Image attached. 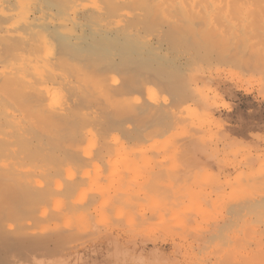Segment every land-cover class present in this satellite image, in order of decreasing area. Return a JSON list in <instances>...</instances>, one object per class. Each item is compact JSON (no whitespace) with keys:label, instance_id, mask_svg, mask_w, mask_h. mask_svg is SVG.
Masks as SVG:
<instances>
[{"label":"rangeland","instance_id":"rangeland-1","mask_svg":"<svg viewBox=\"0 0 264 264\" xmlns=\"http://www.w3.org/2000/svg\"><path fill=\"white\" fill-rule=\"evenodd\" d=\"M89 1L91 2L88 4ZM93 1L84 0V3L80 1L81 6H78V9L87 13L81 16L82 23L85 25L83 24L81 28L78 27L73 32L72 36L75 34L73 39H62L61 30L57 28L55 32L58 38L54 37L57 40L55 42L54 30L47 32L55 42L51 47L52 56L59 55L61 58L60 50L66 53L68 51L69 54L65 58L68 57L69 60L64 57L62 59L72 62L75 57L77 61L74 60L75 62L70 66L79 63L76 65L79 71H75L76 67L72 68L77 74L76 78L69 71L73 65L69 67L70 69L67 67L68 70L65 66L64 68L58 66L57 73L61 77L59 76L58 80L55 79L56 82L51 80L52 88H60L61 91H59L61 95L57 97L60 107L55 105L56 109L64 108V106L77 109L72 110L74 114L72 113L71 116V118L76 116L73 119L75 122L67 123L69 126L63 127L65 128L63 138L59 139L58 145L52 144L48 129V132L44 131L47 135L41 133V129H39L41 131L33 130L34 133L32 132L31 129L34 128L31 125L34 123L35 116H29L27 111L30 118L28 120L33 123H28L29 128L22 132L24 134L21 133L19 137L17 134L16 138H13L14 141L17 139V142L12 149L14 148V151L20 146L19 152L23 151L22 154L18 152V149L16 150L18 153L15 152L21 157L9 151L4 155L6 162L16 164L18 168L20 165L19 169L27 179L31 178L28 180L33 186L36 185L35 187L43 190L47 187L49 193L45 190L44 194L46 197L51 196H48V199L45 197L42 202L38 200L30 203L29 206L21 203L25 206L21 208L17 207V204L15 209L21 214L10 220L11 223L15 224L16 230L35 226L37 232L54 236L53 241L58 243H50L47 253L38 250V253L36 251L28 254L20 247L8 250L5 237L0 235V264H215L217 261H226L227 258L229 261H235L238 255L237 260L242 259L240 257H243L246 250L254 247L256 239L253 235H256L257 230L258 232L264 230V222L260 221L264 220V211L257 212L259 207L253 204L255 199L253 196L257 198L260 193L264 194V182L258 175L264 174V0H236L237 2L212 0L211 5L213 1H216L213 5L220 1L223 3H220V6L218 4L220 8L217 5L211 6L216 13L218 12L216 14L211 9L212 11L209 12L211 18L208 17V13H204L207 17H204V14H200V17L199 14H191L190 17L178 11L179 8L174 9L175 5L169 0L168 5L166 3L160 5L159 0H126L129 3L124 1L123 6L122 0L119 7L121 5L123 9L120 8V11L117 7H111L114 0ZM118 1L120 0H115L116 3ZM40 2H43L45 7L53 8L50 5H54V1L50 0L46 3L40 0ZM58 3L56 1L55 4ZM225 3L228 8L233 4L234 9H230L231 12H229L225 6L221 7ZM237 5L240 8H237ZM58 6L60 7L61 4L53 8L55 14L57 13L56 17L65 16L63 11L58 10ZM116 10L118 13H115ZM96 16L105 19V24L107 23L108 26H112L111 22H116L118 19L120 28L107 32L96 30L100 28L97 24L104 23L100 20L96 23L91 22V19L98 20L96 18L99 17ZM227 16H230L228 22L225 21ZM126 22L131 25L134 23V25L131 26ZM127 25L130 28H127ZM59 39H61L60 42ZM62 40H64L63 43ZM58 42L69 48L60 49L62 46L58 47ZM45 50L47 49L42 50V54L46 55ZM2 51L0 54L1 52L4 54V50ZM9 55L10 59H13L14 55L12 53ZM97 56L100 57L97 58ZM65 68L66 72H64ZM82 68L85 72H80ZM59 69H63V72ZM78 72L82 73V76ZM113 79H117L119 83H113ZM92 82H95V86ZM51 86L49 89L45 88L47 91L44 89L37 91L39 96L42 95L41 99L46 93L45 99L43 98L45 106L41 102L43 99H40L45 109L54 107L52 103L55 97L53 101L51 95H56L53 94L56 89L52 90ZM50 88L52 94H49ZM113 88L118 93L113 94L118 95L117 98L119 97L120 101L116 102L113 99L114 102L110 97L112 93L109 95L106 90L113 91ZM115 88L121 91L117 92ZM126 97H129V101L132 100L130 104L134 106L128 104L130 107L126 105L128 107L126 108L122 106L124 101L120 104ZM38 101L35 102L39 103ZM49 102H52V105ZM47 103L49 106H46ZM24 114L26 116L25 112ZM52 128L51 132L53 129V132H56L55 128ZM41 134H44V138ZM27 136L33 141V144H30L32 147H29L30 141L26 142ZM59 136H62V133ZM34 137L43 139L34 140ZM91 138L96 143L92 142ZM69 140H73V144L76 141L75 144L79 142L83 148L80 149L78 143L77 146L80 149L78 150L75 144L73 145L71 141L69 143ZM46 142H51L53 146L47 145ZM63 143L65 146L59 148L58 146ZM68 144L73 147L71 148L70 145L69 147ZM24 145L25 149L22 148ZM34 145H39L43 149H38L39 155L38 151L36 150L37 154L35 151L39 146L33 148ZM44 145L47 149L43 148ZM51 147L54 148L52 152L49 151L53 150L50 149ZM104 147L109 148L107 150ZM26 149L32 152L33 156L36 155L37 159L39 157L34 164L35 157L30 162L31 154L29 159H23L29 153ZM98 149H101L103 153ZM97 151L102 155L107 153L101 156ZM23 153L26 154L23 155ZM12 157L19 158H14L13 161ZM24 165L27 169L23 167ZM45 165L48 166L45 167ZM48 167L49 169L51 167L50 171ZM27 172L32 175H27ZM45 173H48L50 177L48 175L46 177ZM38 174L41 175L40 178ZM251 177H255L252 178V182H250ZM33 180L36 184L32 183ZM21 181L22 179L18 183ZM243 181H248L247 183L250 184L247 185L245 182L247 188L244 190L242 189ZM41 182L44 183H42L44 187H41ZM58 183H62V186ZM17 184L18 189L22 183L20 186ZM240 184L241 191L235 192V187L237 189ZM18 190H22V187ZM39 190L37 191L40 193ZM243 197L246 198L247 204ZM238 198L240 202L242 201L241 205H253V208L250 205L249 207L257 214L250 212L249 207L245 209V212L248 211L251 215L248 213L245 215L242 211L240 214L243 217L239 214L236 217L234 213H231L235 205L239 204L238 202L233 204L236 203L233 200L237 201ZM198 209L202 212L205 209L210 211L205 210L201 214L202 212H197ZM236 209L237 207L233 210ZM200 215H203L202 218ZM256 215L259 216L256 217ZM222 216L224 217L221 218ZM246 216L247 220H245ZM201 220L203 223H198ZM247 221L256 227L253 226L256 229L252 230L253 233L250 224L244 225ZM258 221L263 224H259ZM197 224L200 228H197ZM185 225L188 229H185L184 233L183 229L187 228ZM243 225L245 228L249 225L251 229L247 227L250 231L248 228L246 231ZM193 226L195 229L192 228L191 231ZM60 232L61 235L65 234L62 236L64 239L60 237L62 240H58V235H55ZM249 233H252V236ZM12 234L11 231L7 233V235ZM247 235L251 237L250 243L244 242L245 236L248 238ZM240 240L245 244H237L242 242ZM233 243H236V247ZM243 246L248 248L245 249ZM21 252L25 253L21 254Z\"/></svg>","mask_w":264,"mask_h":264},{"label":"bare ground","instance_id":"bare-ground-1","mask_svg":"<svg viewBox=\"0 0 264 264\" xmlns=\"http://www.w3.org/2000/svg\"><path fill=\"white\" fill-rule=\"evenodd\" d=\"M42 1V0H41ZM43 1H45L46 3L47 2H50V0H43ZM54 1V5H50L51 7L53 6V8H55L54 6H57V5H59V4H61V6L58 8V10L59 11H63V13H65V16H63V17H56V14H55V10H53V8H48V7H45L42 3L43 2H40V0H0V51H2V50H4V54L1 52V54H0V235H1V237H5V240H6V247H7V249L8 250H11V249H13V248H17V247H20V249L22 250H25V252L26 253H32V252H36L37 251V253L39 252L38 250H41L40 252H42V251H46V253L48 252V249H50L49 247H50V243H58V242H56V241H53V237H51L50 235H45L44 233H39V232H37L36 230H35V226L34 227H30L29 229H19V230H16V227L11 223V221L20 213L19 212V210L17 211L15 208H17V207H19L20 206V208L21 207H25V206H23V205H21V203L22 204H24V203H26V206L28 205V204H30V203H34V202H37L38 200H40V202H42V199L44 200V198L46 197V194H44V192L46 193V191L49 193V191L47 190V187H46V189H42V188H39V189H42V190H39L37 187H35V186H33L32 184H31V181H29L28 179H31V178H28L27 179V177H25V175H24V173H22V171L19 169V168H21L20 167V165H19V168H18V166L16 165V164H14V163H8V162H6V160H4V155H5V153L7 152V151H9L10 153L11 152H15L17 149H18V152H19V149H20V146H19V148H15L16 150H14L13 151V149H12V147L14 146V144L17 142V139H16V141H14L13 140V138L15 137V136H17V134H18V137L21 135V133L23 132V131H25V129H27V127L29 128V126H28V123L29 124H32L33 122V124L31 125V126H33L32 128H34V129H31L32 130V132H33V130H37L36 132H38V131H41V133H47L48 131L52 134V132L54 131V129L53 128H55V131L57 132H53V134L51 135L49 132H48V136H49V138H51V142H52V144L54 143V144H57L58 145V143H59V139H61L62 140V138H63V130L65 129V128H63V127H66L68 124L67 123H72L73 122V119H74V117H76V116H74L73 118H71V116H72V113L74 112H72V110L74 109H69V108H66L65 106H64V108H58V109H56L57 107H60V103H59V99L57 98L59 95H61L60 94V88H52V86H51V83H52V81L54 80L55 81V79L56 80H58L59 79V76L61 77V75L60 74H58L57 72H58V66H62L63 68H64V66L67 68H69V67H71L72 65V67H71V69L69 70V71H71V75L73 76V75H75V78H76V72H77V70L79 71V67H78V69H77V66L76 65H78V64H75V66H74V64H72L71 66H70V64L71 63H74L75 61H77V60H75L76 58L74 57V60H72V62H70V61H68V62H66L65 60H63L62 58L64 57L65 58V56H67L69 53H68V51H67V53L66 52H62L61 50H60V53L59 54H61L60 56H62L61 58L59 57V55H57L56 57H54V56H52V53L51 52H53L52 50H51V47H53V45H54V43L57 41L56 39L58 38L56 35V32L55 31H57L56 29L57 28H59L60 30H61V36H62V39H73L74 38V36H75V34H74V36H72V34H73V32L78 28V27H80L81 28V26L84 24V23H82V20H81V16L82 15H86L87 13L86 12H84V11H82L81 9H78V6H81L80 4H81V2L80 1H82L83 3H84V0H62L63 2L62 3H60V1H58V0H51V2H53ZM56 1H57V5L55 4L56 3ZM93 1V0H92ZM122 0H120V1H118L117 3L115 2V0H114V4H112L113 3V1H112V3H110V4H112V8H118L119 9V11H120V8H122L123 9V7H121V5L123 6V4L125 3L124 1H126V0H123L122 2V4L120 5V7H119V4H120V2H121ZM167 1L168 0H159V4L161 5V4H165L166 3V5H168V3H167ZM169 1H171V2H173V4L175 5L173 8L174 9H176V8H179V10L178 11H181L182 13H184V14H187V15H190V17L192 16L191 14H199L198 16L200 17L201 15H203L204 13H208V17H210L211 18V16H209L210 15V11H212V12H214V13H216L215 11H214V7H216L215 5H217L218 6V4H219V6L221 5L220 3H223V1H220V3L218 2V4L217 3H215V5H213L214 4V2H216V1H213L212 2V5L214 6V7H211L212 5H211V1L212 0H169ZM217 1H219V0H217ZM227 2H229L228 0H226ZM225 1V2H226ZM231 1V0H230ZM236 1V0H235ZM45 2H44V4H45ZM87 2V1H86ZM91 1H89L88 2V4L90 3ZM94 2V1H93ZM127 2V1H126ZM226 2V3H227ZM237 2V1H236ZM103 3V2H102ZM101 3V4H102ZM127 3H129V1L127 2ZM126 3V4H127ZM226 3L223 5V6H221V7H226L227 9V11H229V12H231L230 11V9H232L233 7H234V5L233 4H231L230 6V8H228L229 7V5H228V3H227V5H228V7L226 6ZM231 3V2H230ZM232 3H235V2H233L232 1ZM52 4V3H51ZM87 4V3H86ZM87 4V5H88ZM92 4V3H91ZM100 4V3H99ZM105 4V3H104ZM103 4V5H104ZM109 4V5H110ZM125 4V5H126ZM155 4V3H154ZM46 5V4H45ZM47 5H49V3L47 4ZM94 5H96V4H94ZM130 5V4H129ZM153 5V4H152ZM165 5V6H166ZM233 5V6H232ZM101 6V5H100ZM132 6H135V5H132ZM218 6V7H219ZM83 7V6H82ZM93 7V6H92ZM92 7H90V9L92 10ZM102 7V6H101ZM105 7H107V6H105ZM156 7V6H155ZM169 7V6H168ZM239 7V5H237V8ZM103 8V7H102ZM108 8H110V7H108ZM112 8H110V10H112ZM157 8V7H156ZM161 8V7H160ZM171 8V7H170ZM169 8V9H170ZM220 8V7H219ZM240 8V7H239ZM242 8V7H241ZM244 8V7H243ZM242 8V9H243ZM56 9H57V7H56ZM87 10H88V7L86 8ZM96 9V8H95ZM126 9V8H125ZM140 9V8H139ZM148 9V8H147ZM212 9V10H211ZM234 9V8H233ZM107 10V9H106ZM115 10V9H114ZM113 10V11H114ZM177 10H173V11H176L177 12ZM220 10V9H219ZM237 10V9H236ZM59 11H57L58 13H59ZM93 11H94V7H93ZM126 11H127V9H126ZM237 11H239V10H237ZM243 11V10H242ZM241 11V12H242ZM98 12V11H97ZM103 12V11H102ZM107 12H109V13H111L110 11H108L107 10ZM106 12V13H107ZM124 12V11H123ZM170 12V11H169ZM62 13V12H61ZM104 13V12H103ZM115 13H118V10H116L115 11ZM218 13V12H217ZM216 13V14H217ZM240 13V12H239ZM112 14V13H111ZM127 14V13H126ZM165 14V13H164ZM201 14V15H200ZM231 14V13H230ZM235 14V13H234ZM237 14V13H236ZM88 15H89V13H88ZM102 15V14H101ZM117 15V14H116ZM124 15V14H123ZM177 15H179V14H177ZM181 15V14H180ZM179 15V16H180ZM207 14H204V17L206 16ZM232 15V14H231ZM93 16H95V15H93ZM104 16H105V14H104ZM109 16V15H108ZM107 16V17H108ZM117 16H119V15H117ZM116 16V17H117ZM176 16V15H175ZM186 16V15H185ZM185 16H184V18H185ZM96 17H99V16H96ZM101 17V16H100ZM96 18V19H98V20H92L91 19V22H94V23H96V22H98L99 20L100 21H104V23H102V22H100V24H97V25H99V29L98 28H96V30H102V31H115L116 29H118V28H120L119 26V22H117V20H116V22H114V21H112L111 23H112V26H108L107 25V23L105 24V19L103 20V18ZM129 17H130V15H129ZM131 17H133V15L131 16ZM178 17V16H177ZM193 17H195V16H193ZM207 17V16H206ZM218 17V16H217ZM230 17V16H229ZM228 16L225 18V19H223V20H225V21H227L228 22V18H229ZM92 18V17H91ZM94 18V17H93ZM104 18H106V17H104ZM109 18V17H108ZM122 18V17H121ZM183 18V19H184ZM209 18V19H210ZM116 19V18H115ZM133 19V18H132ZM178 19V18H177ZM194 19V18H193ZM208 19V18H207ZM89 20V19H88ZM111 20V19H110ZM127 20H129V19H127ZM190 20H192V19H190ZM189 20V21H190ZM195 20V19H194ZM230 20H232V19H230ZM84 21V20H83ZM86 21V20H85ZM120 21V20H119ZM131 21V20H130ZM182 21V20H181ZM90 22V21H89ZM109 22V21H108ZM125 22V21H124ZM129 22V21H128ZM131 22H134V21H131ZM183 22V21H182ZM188 22V21H187ZM122 23V22H121ZM127 23V22H126ZM130 23V22H129ZM129 23H127V24H129ZM140 23V22H139ZM180 23V22H179ZM212 23V22H211ZM87 24V23H86ZM183 24V23H182ZM186 24V23H185ZM85 25V24H84ZM96 25V26H97ZM123 25V24H122ZM129 25H131V24H129ZM129 25H127V28L129 27ZM133 25H134V23H133ZM133 25H131V26H133ZM179 25V24H178ZM207 25V24H206ZM184 26V25H183ZM88 27V26H87ZM189 27V26H188ZM193 27V26H192ZM235 27V26H234ZM85 28V27H84ZM90 28V27H89ZM116 28V29H115ZM123 28V27H122ZM130 28V27H129ZM207 28V27H206ZM83 29V28H82ZM125 29V28H124ZM181 29V28H180ZM179 29V30H180ZM184 29V28H183ZM192 29V28H191ZM54 30V31H53ZM91 30V29H90ZM210 30V29H209ZM49 31H53L54 33H55V35L54 34H52V35H54L53 36V40L55 41H53L52 40V36H50V35H48V33H49ZM78 31V30H77ZM130 31V30H129ZM48 32V33H47ZM94 32H95V30H94ZM105 32V33H106ZM120 32H121V30H120ZM123 32V31H122ZM132 32V31H131ZM58 33V32H57ZM60 33V32H59ZM78 33V32H77ZM90 33V32H89ZM88 33V34H89ZM226 33V32H225ZM96 34V33H95ZM119 34V33H118ZM123 34V33H122ZM130 34V33H129ZM98 35V34H97ZM221 35V34H220ZM57 38H56V37ZM61 36H59V37H61ZM78 36V35H77ZM96 36V35H95ZM116 36H117V34H116ZM122 36V35H121ZM126 36V35H125ZM130 36V35H129ZM56 39H55V38ZM107 37V36H106ZM106 37H104V39H109V38H106ZM109 37V36H108ZM123 37V36H122ZM223 37V36H222ZM99 38H100V36H99ZM131 38V37H130ZM223 38H225V37H223ZM102 39V38H101ZM116 39V38H115ZM114 39V40H115ZM120 39V38H119ZM123 39V38H122ZM126 39V38H125ZM99 40V39H98ZM110 40V39H109ZM208 40V39H207ZM61 41V39H59V42ZM63 41L64 40H62V43H63ZM95 41H96V39H95ZM113 41V40H112ZM123 41V40H122ZM126 41V40H125ZM129 41V40H128ZM134 41V40H133ZM54 42V43H53ZM59 42H58V47H60V45L61 44H59ZM91 42V41H90ZM102 42V41H101ZM120 42V41H119ZM118 41H117V43H119ZM131 42H132V40H131ZM114 43V42H113ZM121 43V42H120ZM130 43V42H129ZM134 43V42H133ZM136 43V42H135ZM65 44H66V42H65ZM125 44V43H124ZM123 44V45H124ZM75 45V44H74ZM77 45V44H76ZM5 47V49L3 48V47ZM62 47L60 48V49H62V50H65V48L64 47H66V45L64 46V45H61ZM121 46V45H120ZM3 49H2V48ZM56 47V46H55ZM57 47V48H58ZM79 47V46H78ZM84 47V46H83ZM117 47V46H116ZM122 47V46H121ZM126 47V46H125ZM56 48V49H57ZM64 48V49H63ZM69 47L67 46L66 47V49H68ZM86 48V47H85ZM89 48H91V47H89ZM102 48V47H101ZM111 48H113V45H111ZM127 48V47H126ZM134 48V47H133ZM44 49H47V50H45V52L44 53H46V55L45 54H42V52L44 51ZM51 50V51H48V50ZM84 49V48H83ZM43 50V51H42ZM91 50V49H90ZM124 50H125V48H124ZM129 50V49H128ZM78 51V50H77ZM84 51V50H83ZM96 51V50H95ZM107 51V50H106ZM12 53V55H14L13 56V59H10V57L9 56H11V55H9L10 53ZM55 52V51H54ZM62 52V53H61ZM79 52V51H78ZM77 52V53H78ZM85 52H86V50H85ZM94 52V51H93ZM97 52H99V51H97ZM117 52V51H116ZM124 52V51H123ZM125 52H126V50H125ZM6 53H9V54H6ZM49 53H51V54H49ZM66 53V54H65ZM75 53V52H74ZM88 53V52H87ZM95 53V52H94ZM130 53V52H129ZM2 54H3V56H2ZM63 54H65L64 56H63ZM89 54V53H88ZM98 54H100V53H98ZM9 55V56H8ZM79 55V54H78ZM78 55H76V56H78ZM101 55V54H100ZM105 55V54H104ZM5 56H7V57H5ZM82 56V55H81ZM85 56V55H84ZM95 56V55H94ZM102 56V55H101ZM9 57V59H7ZM69 57L71 58V59H73L72 58V56H70L69 55ZM98 57H100V56H97V58ZM110 57V56H109ZM95 58V57H94ZM107 58V57H106ZM66 60L68 59V57H66L65 58ZM79 59V58H78ZM102 59H104V58H102ZM69 60V59H68ZM93 60V59H92ZM99 60V59H98ZM101 60V59H100ZM70 62V63H69ZM67 63H69V64H67ZM103 63V62H102ZM118 65V64H117ZM73 67H76V72L74 71V70H72V68ZM66 68L64 69V72H66L67 70H68V68H67V70H66ZM93 68V67H92ZM101 68V67H100ZM113 68V67H112ZM74 69V68H73ZM83 69V68H82ZM59 70H61V69H59ZM63 70V69H62ZM61 70V71H62ZM72 71H74L73 73H72ZM81 71H84L85 72V70L83 69V70H80V72ZM63 72V71H62ZM80 72H78V73H80ZM93 72V71H92ZM112 72V71H111ZM28 73H34L33 75H29ZM69 73V72H68ZM75 73V74H74ZM107 73V72H106ZM66 74V73H65ZM82 73H80V75H81ZM85 74V73H84ZM108 74V73H107ZM126 74H128V73H126ZM131 74V73H130ZM67 75V74H66ZM101 75V74H100ZM116 75V74H115ZM129 75V74H128ZM69 76H70V73H69ZM78 76H79V74H78ZM82 76V75H81ZM103 76V75H102ZM112 77H113V74L111 75ZM132 76V75H131ZM80 77V76H79ZM105 77V76H104ZM116 77V76H115ZM88 78V77H87ZM90 78V77H89ZM94 78V77H93ZM63 79V78H62ZM85 79V78H84ZM95 79V78H94ZM52 80V81H51ZM64 80V79H63ZM89 80V79H88ZM53 81V82H54ZM111 81V80H110ZM56 82V81H55ZM79 82V81H78ZM114 82H116L115 84H117V83H119V81L116 79H113V83ZM61 83V82H60ZM65 83V82H64ZM81 83V82H80ZM93 83V82H92ZM95 83V82H94ZM94 83H93V85H94ZM99 83V82H98ZM97 83V84H98ZM101 83V82H100ZM99 83V84H100ZM63 84V83H62ZM66 84V83H65ZM87 84H88V82H87ZM105 84V83H104ZM109 84V83H108ZM55 85V84H54ZM53 85V87H55ZM51 86V88H52V90L53 89H56V90H54V92H53V94H56V95H51V99H53L54 97V99H55V101H54V99H53V103L52 102H49L50 104L52 103L53 105H54V107L52 108V107H50L51 109H45V97H46V93H45V96L41 99L40 97L42 96L41 95V92H40V95L41 96H39V94H38V90L40 91V90H42V89H44L45 91H47V89H49V87ZM60 86V85H59ZM62 86V85H61ZM95 86V85H94ZM105 86V85H104ZM128 86V85H127ZM126 86V87H127ZM92 87V86H91ZM110 87V84L108 85V88ZM45 88H47V89H45ZM51 88H50V91H49V94H52V91H51ZM112 88V87H111ZM110 88V89H111ZM118 88V87H117ZM117 88H115L116 89V91L118 90ZM123 88V87H122ZM121 88V89H122ZM136 89V88H135ZM107 90V92H109V95H110V93H112L111 95H110V97H111V99L113 100V99H115V101L117 102V101H120V98L118 97L117 98V96H116V94H118V93H116L115 92V90H114V88L112 89L113 91H108V89H106ZM43 91V90H42ZM60 91V92H59ZM90 91V90H89ZM95 91V90H94ZM104 91V90H103ZM121 90L119 89V91H117V92H120ZM125 91V90H124ZM55 92H57V93H55ZM59 92V93H58ZM97 92V91H96ZM95 92V93H96ZM106 91H105V93H107ZM133 92V91H132ZM101 93H102V91H101ZM113 93H116V94H113ZM42 94H43V92H42ZM103 94V93H102ZM44 95V94H43ZM120 95V94H119ZM122 95V94H121ZM95 96H96V94H95ZM113 96V97H112ZM116 96V97H115ZM131 96H133V95H131ZM87 97V96H86ZM107 97V96H106ZM115 97V98H114ZM125 97V96H124ZM60 98V97H59ZM82 98V97H81ZM116 98H117V100H116ZM130 98H132V97H130ZM136 98V97H135ZM36 99V100H35ZM42 101H41V100ZM61 99V98H60ZM89 99V98H88ZM99 99V98H98ZM122 99V98H121ZM129 99V97H126V98H123V100L120 102V104L123 102V104H122V106L124 105L125 107H126V105H128V104H130V102L132 101L131 99V101H129L128 100ZM37 100H39L38 102L39 103H36L37 102ZM64 100V99H63ZM90 100V99H89ZM106 100V99H105ZM137 100V99H136ZM36 101V102H35ZM43 102L42 104L44 105H42L41 104V102ZM114 101V100H113ZM114 101V102H115ZM88 102V101H87ZM105 102V101H104ZM135 102V101H134ZM18 103V104H17ZM49 103H47L46 104V106L49 104ZM57 103V104H56ZM86 103V102H85ZM108 103V102H107ZM125 103V104H124ZM133 103V102H132ZM137 103H138V101H137ZM19 106V107H16L17 105ZM39 104V105H38ZM51 104V105H52ZM89 104V103H88ZM104 104V103H103ZM113 104V103H112ZM135 104V103H134ZM139 104H140V102H139ZM57 107H56V106ZM86 105V104H85ZM118 105V104H117ZM130 105H133V104H130ZM49 106V105H48ZM92 106V105H91ZM121 106V105H120ZM119 106V107H120ZM129 106V105H128ZM134 106V105H133ZM132 106V107H133ZM69 107V106H68ZM72 107V106H71ZM117 107V106H116ZM118 107V108H119ZM130 107V106H129ZM111 108H112V106H111ZM126 108H128V107H126ZM101 109V108H100ZM115 109V108H114ZM31 110H32V112H31ZM74 110H77V109H74ZM82 110H83V108H82ZM138 110V109H137ZM140 110V109H139ZM29 113H28V112ZM134 111H136V109L134 110ZM151 111V110H150ZM24 112L26 113V116H24L25 114H24ZM77 112V111H76ZM116 112H118V110H116ZM122 112H123V110H122ZM138 112V111H137ZM147 112V111H146ZM159 112V111H158ZM27 113H28V115L29 116H35V118H34V121L32 122V121H29L30 120V118H29V116L27 115ZM32 114V115H31ZM74 114V113H73ZM76 115H79V114H77V113H75ZM82 114V113H81ZM119 114V113H118ZM124 114V113H123ZM128 114V113H127ZM136 114V113H135ZM139 114V113H138ZM140 114H142V112L140 113ZM148 114V113H147ZM162 114H164V113H162ZM122 115V114H121ZM125 116H127L126 114H124ZM150 115V114H149ZM135 116V115H134ZM133 116V117H134ZM28 117V118H27ZM89 117H91V116H89ZM122 117V116H121ZM132 117V116H131ZM25 118H27V120L25 119ZM71 118V120H69ZM115 117H113V119H114ZM130 118V117H129ZM32 119V118H31ZM110 119V118H109ZM126 119V118H125ZM33 120V119H32ZM68 120H69V122H68ZM92 120V119H91ZM87 121V120H86ZM108 121V120H107ZM114 121H115V119H114ZM30 122H32V123H30ZM75 122V121H74ZM73 122V123H74ZM78 122H79V120H78ZM89 122V121H88ZM119 122V121H118ZM117 122V123H118ZM128 122V121H127ZM126 122V123H127ZM72 123V124H73ZM126 123H123V124H126ZM129 123V122H128ZM87 124V123H86ZM121 124V123H120ZM123 124H122V126H123ZM109 125H110V123H109ZM111 125H113V123L111 124ZM30 126V127H31ZM35 126H37V127H35ZM69 126V125H68ZM80 126H82V125H80ZM125 126V125H124ZM123 126V127H124ZM145 126V125H144ZM39 127V128H38ZM40 127H42V128H40ZM53 127V128H52ZM108 127H110L111 128V126H108ZM115 127V126H114ZM136 127V126H135ZM37 128V129H36ZM49 128H50V130H49ZM51 128L53 129V131L51 132ZM103 128V127H102ZM117 128V127H116ZM115 128V129H116ZM119 128V127H118ZM125 128V127H124ZM139 128V127H138ZM39 129H41V130H39ZM47 129H48V131H47ZM62 129V130H61ZM71 129V128H70ZM69 129V130H70ZM84 129V128H83ZM87 129V128H86ZM112 129V128H111ZM123 129V128H122ZM135 129V128H134ZM67 130V129H66ZM136 130V129H135ZM141 130V129H140ZM148 130V129H147ZM28 131V130H27ZM29 131H30V129H29ZM44 131H47V132H44ZM58 131H59V133H58ZM62 131V132H61ZM71 131V130H70ZM86 131V130H85ZM105 131V130H104ZM124 131V130H123ZM139 131V130H138ZM143 131V130H142ZM31 132V131H30ZM35 132V133H36ZM64 132H67V131H64ZM93 132H95V131H93ZM99 132V131H98ZM112 132V131H111ZM131 132V131H130ZM145 132H147V131H145ZM144 132V133H145ZM34 133V132H33ZM32 133V134H33ZM62 133V136H59L60 134ZM77 133V132H76ZM22 134H24V133H22ZM30 134V133H29ZM28 134V135H29ZM83 134H84V132H83ZM94 135H95V133H93ZM128 134V133H127ZM42 135V137L44 136V134H41ZM47 135V134H46ZM79 135V134H78ZM125 135V134H124ZM25 136H26V132H25ZM24 136V137H25ZM28 137V136H27ZM30 137H31V134H30ZM30 137H28L27 138V140H26V142H28V141H30V143H29V145L33 142V141H31V140H29L30 139ZM33 137V136H32ZM36 137H38V136H36ZM36 137H34L35 139L34 140H36V139H43V138H36ZM40 137V136H39ZM60 137V138H59ZM65 137H67V136H65ZM72 137V136H71ZM93 137V136H92ZM94 137H96V136H94ZM106 137V136H105ZM112 137V136H111ZM140 137H141V135H140ZM16 138V137H15ZM14 138V139H15ZM45 138H47V136H45ZM68 138V137H67ZM66 138V139H67ZM86 138V137H85ZM88 138V137H87ZM86 138V139H87ZM118 138V137H117ZM141 138H143V137H141ZM20 138H18V140H19ZM24 139V138H23ZM25 139H26V137H25ZM70 139V138H69ZM73 139V138H72ZM92 140V142H95V140H93V138H91ZM46 140V139H45ZM114 140H116V139H114ZM39 141V140H38ZM37 141V142H38ZM44 141V140H43ZM64 141V140H63ZM66 141V140H65ZM73 141V140H69V143H71V142ZM74 141H75V139H74ZM51 142L50 143H48V142H46V143H48L47 145H52L51 144ZM62 142V141H61ZM77 142V141H76ZM76 142H74V144L76 143ZM91 142V143H92ZM107 142V141H106ZM108 142H109V140H108ZM35 143V142H34ZM39 143V142H38ZM41 143V142H40ZM79 143V142H78ZM77 143V144H78ZM96 143V142H95ZM33 144V143H32ZM31 144V145H32ZM36 144V143H35ZM44 144V143H43ZM61 144V143H60ZM72 144H73V142H72ZM73 144V145H74ZM77 144H75L74 146L76 147L77 146ZM93 144V143H92ZM102 144V143H101ZM100 144V145H101ZM106 144V143H105ZM29 145H27V146H29ZM29 146V147H32V146ZM49 145V146H50ZM71 146V148L73 147V145H71V144H68V146ZM103 145V144H102ZM107 145V144H106ZM18 146V145H17ZM35 146V145H34ZM36 146H39V145H36ZM33 147V148H37V147ZM53 146V145H52ZM62 146H65L64 145V143H63V145H60V146H58L59 148H61ZM69 146V147H70ZM79 146H80V149L81 148H83L82 147V145L79 143ZM25 147V145L22 147V148H24ZM43 147V146H42ZM45 147H47L46 145H44V147L43 148H45ZM57 147V146H56ZM67 147V146H66ZM68 147V148H69ZM102 147V146H101ZM33 148H31V149H33ZM78 150H80L79 149V147L77 146L76 147ZM75 148V149H76ZM105 149H107L108 150V148L107 147H104ZM25 149V148H24ZM43 150V149H41L40 148V146L37 148V149H35V151L37 150L38 151V155H39V150ZM45 149H47V148H45ZM50 149H53V150H49V148H48V150L49 151H54V148H50ZM102 149H103V147H102ZM27 150V149H26ZM26 150H24L25 152H26ZM62 150V149H61ZM68 150V149H67ZM67 150H65V151H67ZM100 150V152L102 151L101 149H98V151ZM28 151V150H27ZM29 151H30V148H29ZM28 151V152H29ZM32 151H34V150H32ZM37 151H36V154H37ZM47 151V150H46ZM84 151V150H83ZM97 151V152H98ZM17 152V151H16ZM15 152V153H16ZM17 152V153H18ZM21 152H23V151H21ZM21 152H19L20 154H22ZM44 152V151H43ZM43 152H41V154L43 153ZM96 152V153H97ZM100 152H98V155H99V153ZM17 153H16V155H17ZM32 153V152H31ZM30 152L28 153V154H26V153H23V155L24 154H26V157L25 158H23V159H25L26 160V158H28L29 159V155L31 154ZM59 153H60V151H59ZM81 153V152H80ZM102 153H103V151H102ZM105 153H107V152H105ZM105 153L103 154V155H105ZM34 155H35V152L33 153ZM40 154V155H41ZM72 154H73V152H72ZM101 154V153H100ZM22 155V157H24ZM27 155H28V157H27ZM53 155H55V154H53ZM52 155V156H53ZM57 155V154H56ZM80 155V154H79ZM97 155V156H98ZM102 154H101V156H103ZM12 156H14V155H12ZM17 156H19V157H21L20 155H17ZM31 156H32V159H31V161L30 162H32L33 161V158L36 156H33L32 154H31ZM58 156V155H57ZM9 157V156H8ZM18 157V158H19ZM15 158V157H14ZM13 157H12V159H13V161L15 160V159H18V158H15L14 159ZM79 158V157H78ZM22 159V160H23ZM27 159V160H28ZM37 158L35 157V159H34V161H33V164H34V162H35V160H36ZM38 159H39V157H38ZM38 159H37V161H38ZM50 159V158H49ZM11 160V159H10ZM25 160H23L24 162H25ZM42 160H44V159H42ZM41 160V161H42ZM51 160V159H50ZM56 160V159H55ZM22 161V162H23ZM45 161V160H44ZM54 161V160H53ZM63 161V160H62ZM16 162V161H15ZM21 162V163H22ZM28 162V161H27ZM61 163V162H60ZM23 164H25V163H23ZM32 164V163H31ZM30 164V165H31ZM32 164V165H33ZM46 164V163H45ZM150 164V163H149ZM148 164V165H149ZM153 164V163H152ZM26 165V164H25ZM25 165L23 166V167H25ZM27 165H29V164H27ZM38 166V165H37ZM37 166H35L36 168H43V167H41V166H39V167H37ZM43 166V165H42ZM46 166H48V165H45V167ZM33 167H34V165H33ZM32 167V168H33ZM58 167V166H57ZM26 168V167H25ZM31 168V169H32ZM27 169V168H26ZM47 169H49V167L47 168ZM54 169V168H53ZM24 170V169H23ZM30 170V169H29ZM34 170H35V168H34ZM43 170H45V169H43ZM42 170V171H43ZM51 170V167H50V169L48 170V171H50ZM26 171V170H25ZM38 171V170H37ZM36 171V172H37ZM45 171H47V170H45ZM39 172V171H38ZM26 173V172H25ZM29 172H27V175H29L28 174ZM33 173V172H32ZM40 173H41V171H40ZM34 174H35V172H34ZM37 174V173H36ZM43 174V173H42ZM46 174V173H45ZM49 174H50V172H49ZM21 175V176H20ZM26 175V176H27ZM32 175V174H31ZM31 175H29V176H31ZM47 175H48V173L46 174V177H47ZM259 175V178L264 182V174H258ZM39 176H41V175H39L38 174V177ZM54 176V175H53ZM254 176V175H253ZM16 177V178H15ZM22 179V181H21V183H22V185L20 186V184L21 183H18V181H20L21 179ZM25 177V178H24ZM45 177V176H44ZM48 177H50V175H48ZM52 177V176H51ZM257 177V176H256ZM33 178V177H32ZM40 178V177H39ZM253 177H251V180H250V182H252L253 181V179L255 178H253ZM19 179V180H18ZM34 179V178H33ZM48 179V178H47ZM249 180V179H248ZM257 180V179H256ZM17 181V182H16ZM36 182V181H35ZM46 182V181H45ZM246 181H243V186L240 184V186H237V189H236V187H235V192H236V190L237 191H239L240 190V188H241V186H242V189L244 190V189H246L247 188V185H250L249 183H247V185H245L246 183H245ZM18 183V184H17ZM24 183V184H23ZM32 183H34V180H33V182ZM42 183L43 182H41V187L43 186L42 185ZM245 183V184H244ZM15 184V185H14ZM16 184L18 185V186H20V188L22 187V190H18V189H20L18 186V189L16 188ZM34 184H36V183H34ZM44 184V183H43ZM59 185H61L62 183H58ZM77 185V184H76ZM238 185V184H237ZM48 186H49V184H48ZM62 186V185H61ZM244 186H246V187H244ZM44 187V186H43ZM244 187V188H243ZM67 188V186L65 187V190L67 191L68 190V188ZM39 190V191H41L40 193L37 191V190ZM62 189V188H61ZM72 189V188H71ZM46 190V191H45ZM49 190H50V188H49ZM51 191V190H50ZM241 191V190H240ZM239 191V192H240ZM53 192V191H52ZM209 194V193H208ZM48 195V194H47ZM51 195H53V194H51ZM48 196H50V195H48ZM47 196V197H48ZM206 196H207V194H206ZM258 196V195H257ZM46 197V198H47ZM51 197V196H50ZM241 197V196H240ZM253 198H255L253 201V204H254V206L255 207H259V208H257V212H259L258 210H260V211H264V194H262V193H260V195H259V197H254L253 196ZM253 198H251V199H253ZM48 199V198H47ZM46 199V200H47ZM201 199V198H200ZM241 199H242V197H241ZM243 199H244V201H245V197H243ZM45 200V201H46ZM233 202H236V203H233V204H237V202L239 203L237 206L235 205V208L237 207V209L236 210H233V209H235V208H233L231 211H233V212H231V213H234L235 215H236V217H237V215L239 214L240 215V217H243V216H241L242 214H240L242 211H244L245 212V209H249L250 207H249V205L251 206V204H249V202H248V204L249 205H246L247 204V201H245V205H241L242 204V201L240 202V200H239V198H238V200L236 201V199H234L233 200ZM241 203V204H240ZM18 204V206L16 207V205ZM202 204H204V203H202ZM25 205V204H24ZM29 206V205H28ZM204 206V205H203ZM232 206H234V205H232ZM200 207V206H199ZM198 207V208H199ZM206 207V206H205ZM249 207V208H248ZM252 208H253V205L251 206ZM29 208V207H28ZM252 208H250L249 210H250V212H253V213H255V214H257L255 211H253V209ZM200 209V208H199ZM197 210V212H202V211H200V210ZM241 209V210H240ZM242 209H244V210H242ZM205 210H207V209H205ZM204 210V211H205ZM16 211H17V214H16ZM203 211V212H204ZM208 212L210 211V210H207ZM211 211H213V210H211ZM197 212H196V214H197ZM203 212L201 213V214H203ZM208 212H206V213H208ZM194 213V212H193ZM199 213L197 214V215H199ZM249 214V215H251L248 211H246L244 214L246 215V214ZM21 214V213H20ZM228 214V213H227ZM234 214H232V215H234ZM197 215L196 216H194V217H197ZM205 215V214H204ZM260 215V214H259ZM259 215H256V217L257 216H259ZM201 216V215H200ZM203 216V215H202ZM202 216H201V218H202ZM248 216V215H247ZM247 216H246V219L245 220H247L248 218H247ZM18 217V216H17ZM180 217V216H179ZM224 216H222L221 218H223ZM228 217H229V215H228ZM236 217L234 218V219H236ZM245 217V216H244ZM255 217V216H254ZM255 217V218H256ZM230 218V217H229ZM233 219V218H232ZM11 220V221H10ZM218 220V219H217ZM215 221L216 223L218 222V221ZM221 220V219H220ZM240 220V219H239ZM251 220H252V217H251ZM222 221V220H221ZM225 221V220H224ZM244 221V220H243ZM257 220H255V222H256ZM261 222H264V220L262 221V220H260ZM260 221H258L259 222V224H261V222ZM202 222V220L199 222L198 221V223H201ZM242 222V221H241ZM246 222V221H245ZM250 222V221H249ZM248 221H247V223H244V225L245 224H250ZM252 222H253V220H252ZM251 222V223H252ZM183 223V222H182ZM203 223V222H202ZM225 223V222H224ZM239 223V222H238ZM238 223H236V224H238ZM241 224V227H242V223H240ZM239 224V225H240ZM253 224V223H252ZM258 224V225H259ZM263 224V223H262ZM261 224V225H262ZM179 225H184V224H179ZM179 225H177L178 227H179ZM199 225H201V224H199ZM243 225V228L246 230V228H248L247 226H249V225H247L246 226V228H245V226ZM257 225V227H259ZM264 225V224H263ZM176 226V227H177ZM185 226H187V225H185ZM184 226V227H185ZM197 226H198V224H197ZM215 226H217L216 224H215ZM223 226H224V224H223ZM236 226V225H235ZM250 226L252 227V229L250 228ZM250 226H249V228L251 229V232H252V230H256V229H254V227L250 224ZM29 227V226H28ZM177 227V228H178ZM195 226H193V227H191V231H192V228H194ZM226 227V226H225ZM239 227V226H238ZM237 227V228H238ZM241 227H239V228H241ZM27 228V227H26ZM197 228H200L199 226L197 227ZM248 228V230L250 231V229ZM256 228V227H255ZM260 228V227H259ZM37 229V228H36ZM185 229H188V226H187V228H184L183 230H184V233H185ZM195 229V228H194ZM213 229V228H212ZM216 229V228H215ZM218 229V228H217ZM229 229V228H228ZM235 229V228H234ZM242 229V228H241ZM227 230V229H226ZM236 230V229H235ZM10 231L13 233L12 235H7V233L9 232L10 233ZM190 231V230H189ZM203 231H204V229H203ZM219 231V230H218ZM237 231H239V229L237 230ZM241 231H243V229L241 230ZM240 231V232H241ZM247 231V230H246ZM245 231V232H246ZM236 232V231H235ZM254 232V231H253ZM252 232V233H253ZM177 233H178V231H177ZM176 233V234H177ZM247 234H248V232H246ZM245 233V234H246ZM251 233V234H252ZM261 234V235H257V234ZM60 234V235H59ZM56 233L55 235L57 236L58 235V237L60 238V237H62L63 235L65 236V234H63V235H61V232L60 233ZM183 234V233H182ZM181 234V235H182ZM236 234H237V232H236ZM238 234H240L239 232H238ZM242 234V233H241ZM250 234V233H249ZM250 234V235H251ZM177 235H179V234H177ZM257 235V236H256ZM256 235H253V237L256 239V241L254 242V247L253 248H251L250 250H246V252H245V254L243 255V257L241 256L240 258H242V259H239V260H237V257L239 258V255L238 256H236L235 257V261H233V260H228V258L226 259V261L224 260V259H221V260H224L223 262L221 261H217L216 263H218V262H220V264H264V230L263 231H259L258 232V230H257V232H256ZM180 236V235H179ZM237 236V235H236ZM244 236V235H243ZM248 236V238L245 236V240H244V242H249L250 243V241H249V239L251 238V237H249V235H247ZM252 236V235H251ZM59 238H57L58 240H62L61 238L59 239ZM63 239H64V237H62ZM237 238H239V236L237 237ZM241 238V237H240ZM253 238V239H254ZM182 239V238H181ZM54 240H56V239H54ZM246 240H248V241H246ZM251 240V239H250ZM51 241H53V242H51ZM238 240L236 239V242H237ZM240 241H242V240H240ZM253 241V240H252ZM249 243H246V244H249ZM253 243V242H252ZM234 244V243H233ZM237 244H245V243H243V241L240 243V242H238ZM235 245V247H236V243L234 244ZM238 245V246H239ZM52 246V245H51ZM237 246V247H238ZM246 246V245H245ZM249 246V245H248ZM251 246V245H250ZM234 247V246H233ZM234 247V248H235ZM243 248H245V249H247L246 247H244L243 246ZM250 248V247H249ZM139 249V248H138ZM238 249H239V247H238ZM141 250V249H140ZM237 250V249H236ZM239 251H241V250H239ZM25 252H21V254H24ZM238 254H240V253H238ZM242 254H243V252H242ZM227 257V256H226ZM224 258H225V255H224ZM234 259V258H233ZM228 260V261H227ZM215 263V264H216ZM213 264V263H212Z\"/></svg>","mask_w":264,"mask_h":264}]
</instances>
